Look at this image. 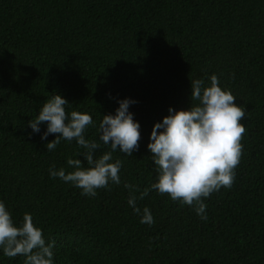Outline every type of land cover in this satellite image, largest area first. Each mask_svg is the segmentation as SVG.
<instances>
[{"label": "trees", "instance_id": "16d2710c", "mask_svg": "<svg viewBox=\"0 0 264 264\" xmlns=\"http://www.w3.org/2000/svg\"><path fill=\"white\" fill-rule=\"evenodd\" d=\"M213 74L246 110L232 187L204 199L207 220L155 190L137 199V215L124 183L156 182L154 124L170 107L187 110L191 81ZM55 94L67 112L92 116L95 157L111 151L99 141L102 116L136 101L139 149L113 153L120 185L91 197L50 176L53 165L74 171L69 158L87 167L75 140L47 151L57 134L29 126ZM0 201L16 224L30 213L46 244L55 240L53 264H264V0H0ZM23 261L0 250V264Z\"/></svg>", "mask_w": 264, "mask_h": 264}, {"label": "clouds", "instance_id": "9594fccd", "mask_svg": "<svg viewBox=\"0 0 264 264\" xmlns=\"http://www.w3.org/2000/svg\"><path fill=\"white\" fill-rule=\"evenodd\" d=\"M210 84L203 79L191 81V106L187 110L169 108V115L162 122L154 124L150 142L147 145L155 165L156 182L141 191L137 185L124 183L129 190L128 205L137 215L141 209L137 199H144L149 191L167 194L173 201L194 207L198 216L207 220V205L204 199L222 187L230 189L235 180V169L239 166L243 145L241 143L246 128L241 123L246 110L236 104V97L230 90L222 89L218 77H209ZM115 115L102 116L99 123V141L110 145L95 157L100 144L85 139V131L93 125L92 116L79 111H66L69 104L61 95L51 96L42 106L39 115L29 121L33 132L40 131L39 125L47 123L49 134L56 138L46 144L47 151H53L61 140H75L86 151L83 154L87 167L80 159L69 158L68 166L74 171L66 173L64 168L53 165L49 174L65 183L81 189V194L95 197L98 189H110L112 184L120 185L122 161H113V153L131 156L139 149L140 124L129 112L134 100L118 101ZM160 130V131H158ZM136 193H139L137 197ZM142 224H154V218L147 207L143 208ZM55 240L46 244L43 231L37 227L30 213H24L22 221L16 224L5 204L0 201V250L8 258L24 257L23 264H53Z\"/></svg>", "mask_w": 264, "mask_h": 264}]
</instances>
